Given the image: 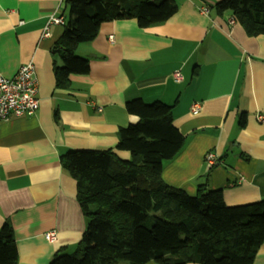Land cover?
<instances>
[{
  "label": "crops",
  "instance_id": "1",
  "mask_svg": "<svg viewBox=\"0 0 264 264\" xmlns=\"http://www.w3.org/2000/svg\"><path fill=\"white\" fill-rule=\"evenodd\" d=\"M63 1L0 0V76L13 78L32 63L38 79L36 114L0 122V230H13L17 264H51L75 251L88 220L61 157L113 149L129 160L116 146L119 130L136 121L126 110L134 99L173 106L174 125L186 138L164 165L167 185L191 196L202 185L223 190L228 206L264 199V36H248L230 13L218 15L221 0H172L178 11L165 24L103 23L76 51L89 60L90 72L72 75L71 87L62 90L53 49L65 24L53 26L50 38L42 34L50 16L69 19ZM209 153L217 157L212 167ZM52 231L57 236L50 242L45 235ZM254 264H264V244Z\"/></svg>",
  "mask_w": 264,
  "mask_h": 264
},
{
  "label": "trees",
  "instance_id": "2",
  "mask_svg": "<svg viewBox=\"0 0 264 264\" xmlns=\"http://www.w3.org/2000/svg\"><path fill=\"white\" fill-rule=\"evenodd\" d=\"M69 19L53 52L58 89L71 87L72 75L90 72L89 60L76 55L80 44L96 38L103 23L134 19L141 29L165 24L176 15L172 0H64ZM218 15L230 13L248 36H264V0H221ZM126 104V103H125ZM136 121L118 133L116 150L70 151L61 157L76 179L78 201L88 220L72 254L51 264H254L264 244V199L228 206L223 190L206 185L191 196L167 185L164 165L184 148L174 125L173 106L161 101H128ZM10 227L0 230V264H17Z\"/></svg>",
  "mask_w": 264,
  "mask_h": 264
},
{
  "label": "built area",
  "instance_id": "3",
  "mask_svg": "<svg viewBox=\"0 0 264 264\" xmlns=\"http://www.w3.org/2000/svg\"><path fill=\"white\" fill-rule=\"evenodd\" d=\"M200 12L204 15L208 14L207 9L203 8ZM235 20L233 19L232 22ZM231 22V23H232ZM65 24V19L61 16H50L43 30L42 38H50L53 26ZM112 38V37H111ZM176 81L183 80L182 73L176 71L173 74ZM38 79L35 67L32 63L22 66L18 69L17 74L13 78L0 76V122L8 121L11 118L31 117L36 114L39 106ZM201 111V105L195 102L192 106V114L197 115ZM264 120L263 116L259 118ZM217 157L214 154H207L206 161L208 166L212 167L216 163ZM55 231L45 235L46 239L53 242L57 236Z\"/></svg>",
  "mask_w": 264,
  "mask_h": 264
}]
</instances>
